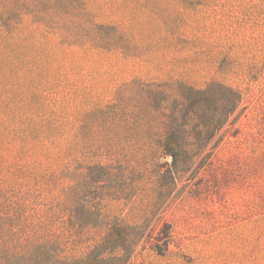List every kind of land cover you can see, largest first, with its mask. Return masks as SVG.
Instances as JSON below:
<instances>
[{
    "label": "rangeland",
    "instance_id": "374dc122",
    "mask_svg": "<svg viewBox=\"0 0 264 264\" xmlns=\"http://www.w3.org/2000/svg\"><path fill=\"white\" fill-rule=\"evenodd\" d=\"M83 2L123 42L79 27L43 81L72 264H264V0Z\"/></svg>",
    "mask_w": 264,
    "mask_h": 264
},
{
    "label": "trees",
    "instance_id": "16d2710c",
    "mask_svg": "<svg viewBox=\"0 0 264 264\" xmlns=\"http://www.w3.org/2000/svg\"><path fill=\"white\" fill-rule=\"evenodd\" d=\"M78 2L0 0V264H72L78 257L72 233L57 222L72 132L62 131L58 92L43 81L63 57L56 47L75 44L79 27L117 38L99 36V49L120 51L123 42L118 26L73 22Z\"/></svg>",
    "mask_w": 264,
    "mask_h": 264
}]
</instances>
